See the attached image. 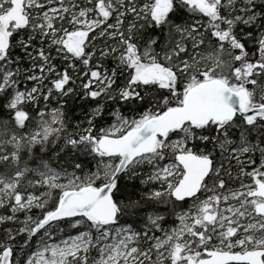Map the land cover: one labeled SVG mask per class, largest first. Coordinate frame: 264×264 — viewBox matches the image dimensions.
<instances>
[{
  "label": "snow or ice",
  "instance_id": "obj_1",
  "mask_svg": "<svg viewBox=\"0 0 264 264\" xmlns=\"http://www.w3.org/2000/svg\"><path fill=\"white\" fill-rule=\"evenodd\" d=\"M0 264H264V0H0Z\"/></svg>",
  "mask_w": 264,
  "mask_h": 264
}]
</instances>
